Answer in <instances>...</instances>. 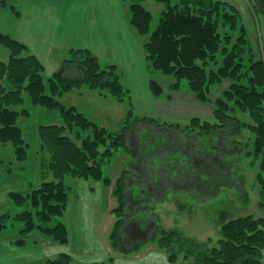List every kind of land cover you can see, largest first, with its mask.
<instances>
[{"label":"trees","instance_id":"trees-1","mask_svg":"<svg viewBox=\"0 0 264 264\" xmlns=\"http://www.w3.org/2000/svg\"><path fill=\"white\" fill-rule=\"evenodd\" d=\"M122 1L129 7L131 27L144 39L154 97L164 96L158 77L173 81L171 91H181L185 82L202 102L210 101L215 86L226 80L231 82L215 101L214 118L219 124L201 125L194 119L191 129L186 127L181 131L179 126L176 129L182 133L199 130L193 138H208L209 149L219 152L222 146L214 148L212 144L215 136L225 134V141L226 137H232V143L237 144V137L248 129L255 135L252 153L262 159L264 172V54L258 57L259 53L250 45L237 8L223 0H157L165 10L153 29V14L145 7L148 0ZM254 12L264 15V0H254ZM0 45L9 53L7 60H0V143L14 149L16 159L26 158L29 145L21 120L31 116L29 104L52 112L59 120L37 128L41 149L50 157L47 164L53 179L26 194L10 193L15 205L26 207L14 220L23 223V236L38 231L51 236L58 244L67 245L66 224L59 221L50 225L54 219H63L68 210L72 188L67 181H94L111 187L113 180L107 170L116 154L133 153L130 136L138 123L154 128L175 127L156 119L135 118L130 109L124 126L111 132L88 119L75 106H66L62 98L83 89L97 91L119 103H131L123 70L117 65L103 66L90 49L68 50L59 69L46 77L45 67L37 57L24 55L28 49L25 44L0 34ZM237 112L249 115L253 125L246 124ZM130 174L123 170L113 190L119 205L113 211L118 220L111 241L113 250L120 252H127L122 246L127 242L126 187L133 176ZM8 221L6 215L0 217V233L8 228ZM220 221L221 239L214 246L198 243L176 230H165L157 222H153L152 239L169 253L171 263L184 255L187 264H264V218L252 215L234 218L223 212ZM16 245L22 247L26 243L21 240ZM135 246L136 251L141 247ZM46 264L76 263L69 254L63 253Z\"/></svg>","mask_w":264,"mask_h":264},{"label":"rangeland","instance_id":"rangeland-1","mask_svg":"<svg viewBox=\"0 0 264 264\" xmlns=\"http://www.w3.org/2000/svg\"><path fill=\"white\" fill-rule=\"evenodd\" d=\"M26 1L5 0L2 3L0 0V16L10 11L15 14L13 18L15 31H11V16L8 22L7 18L0 17V34L9 35L25 45L27 42L22 37L24 30L21 25L23 20L27 19L25 10L29 8L25 4ZM232 1L235 4H229L239 11L240 22L247 28L250 45L259 53L258 57H261L264 54V15L258 16L254 12V0ZM145 7L153 14L154 29L165 7L157 0H148ZM43 8L44 6L35 9L41 11ZM7 26L10 27L9 30ZM30 40L24 55L37 57L45 67V76H52L64 58L57 57V50L54 53H50L49 50L47 53L41 51L38 46L39 40L35 37ZM140 42L144 51V70L137 64L140 69L135 67L124 71L126 75L124 83L130 91L131 103L130 101L126 104L119 103L89 89L75 90L62 98L66 106H75L88 119L111 132H117L124 126L130 109L133 110L135 118L156 119L163 125L175 127L154 128L144 122L140 125L138 123L130 136L133 153L116 154L107 170V175L113 180L111 187L94 181L76 182L72 179L67 181L72 188L68 209L71 206L72 213H75L76 207L82 208L83 211L80 213L85 225L83 232H86L88 243L91 245L87 248L91 250L90 255L94 253V259L88 258L90 261L82 260L75 255L76 264H187L188 260L184 255L178 256L175 263L169 261V253L152 239L155 228L153 222L159 223L165 230L179 231L198 243H209L210 246H214L221 239V213L227 212L229 217L234 218L247 215L264 218V172L262 159L252 153L254 133L248 129L244 130L237 137V144L232 143V137H226L225 141L226 135L218 134L215 136L217 138L212 140V144L214 148L222 146L219 152L209 149L211 147L208 138L202 137L198 140L193 138L199 130L181 132L186 127L191 129L194 119L199 120L201 125L205 122L219 124L214 118L215 101L229 88L231 82L226 80L215 86L210 94V101L202 102L188 89L185 82L181 91H171L173 81L158 77L156 80L164 88V96L156 98L150 89L151 76L146 63L144 39L141 38ZM134 50H137V47ZM67 52L64 54L63 50L60 55L63 54L65 57ZM1 55L2 53L0 60H3ZM29 108L31 116L21 120L29 145L26 158L23 161L16 159L14 149L0 143V217L6 215L9 220L8 228L0 233V236L5 238L3 240V237H0V264H8L10 253L15 256L16 253L22 254L28 249H33V246L26 250L21 249V246L16 245L19 241L24 240L27 245L31 239H36L31 235L43 234L38 231L26 236L21 234L23 223L14 220V217L26 207H19L10 199L11 192L26 194L39 187L37 186L39 183L37 185L26 183L24 177L17 174V165L23 164L25 168L29 167V170L36 171L41 162H48L50 157L41 149L37 128L48 122H59L57 115L42 107H33L29 104ZM237 114L246 124L253 125L249 115L241 112ZM176 126H179L181 131L177 130ZM14 161L15 166L11 169L14 171L9 172V166L11 164L13 166ZM123 170L133 175L126 187L127 242L122 247L127 252L113 250L111 241V233L118 220L113 211L119 205L113 190L115 181ZM8 174L14 176L10 177ZM52 179L51 177L47 181ZM59 221L64 222V218L54 219L50 225H55ZM73 235L75 236V232ZM46 237L56 242L51 236ZM80 237L82 239V234ZM74 241L77 242L75 237ZM137 244L141 246L138 251L135 250ZM99 251L104 253L102 258L95 254Z\"/></svg>","mask_w":264,"mask_h":264},{"label":"crops","instance_id":"crops-1","mask_svg":"<svg viewBox=\"0 0 264 264\" xmlns=\"http://www.w3.org/2000/svg\"><path fill=\"white\" fill-rule=\"evenodd\" d=\"M225 1L235 4L232 0ZM25 4L29 9L26 8L27 19L23 20L21 25L24 30L22 37L26 39L27 43L31 41L30 38L38 39V46L41 51L44 50V53H47L48 50L50 53H54L57 50L56 55L60 59L64 58L63 54L60 55L63 50L65 54V51L72 48H87L99 58L103 66L117 65L123 72H126L129 68L140 69L137 65L140 64L144 70V51L140 42L141 37L131 27L129 7L122 0H27ZM42 6H44L43 10L36 11L35 8ZM13 13L10 11L0 16L3 19L7 18V22L10 16L12 17L11 31H15V20L13 19L15 14ZM9 29L10 27L7 26V30ZM27 43L26 46L29 47ZM31 46L33 45L31 44ZM136 47L137 50H134ZM0 51L3 60H7L8 51L1 45ZM125 76L124 73V78ZM73 96L75 95L73 94ZM11 165L9 172L14 171L11 169L15 166V161L13 166ZM17 166V174L22 175L26 183L30 185L39 183L37 186H40L43 182L50 180L51 177L53 178L47 162H41L36 171L29 170V167L25 168L23 164ZM12 176L14 175L10 177ZM72 180L75 181L76 179ZM75 210L77 211L72 213L70 206L64 216V223L70 235V242L67 245H59L48 239L46 235L35 233L31 236H35L36 239H31L29 243L34 245L27 244L21 247V249L26 250L33 246V249H28L22 254L16 253L15 256L10 253L8 264H46L48 260L55 259L63 253L69 254L73 261L76 260L75 255L85 261H90L88 258L94 259V253L90 255L91 250L87 248L91 245L88 243L86 232H83L85 225L80 213L83 210L77 207ZM74 232L75 236L73 235ZM74 237L77 242L74 241ZM3 240H5L4 237ZM95 254H99L101 258L104 256L101 251L95 252Z\"/></svg>","mask_w":264,"mask_h":264}]
</instances>
